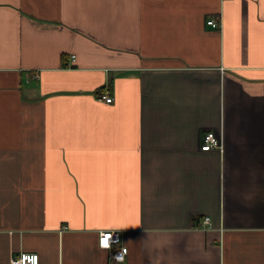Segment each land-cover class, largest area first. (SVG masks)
I'll return each instance as SVG.
<instances>
[{
  "label": "crops",
  "instance_id": "0c3cea01",
  "mask_svg": "<svg viewBox=\"0 0 264 264\" xmlns=\"http://www.w3.org/2000/svg\"><path fill=\"white\" fill-rule=\"evenodd\" d=\"M20 253L264 264V0H0V264Z\"/></svg>",
  "mask_w": 264,
  "mask_h": 264
},
{
  "label": "built area",
  "instance_id": "2783aa9c",
  "mask_svg": "<svg viewBox=\"0 0 264 264\" xmlns=\"http://www.w3.org/2000/svg\"><path fill=\"white\" fill-rule=\"evenodd\" d=\"M209 26L213 28H219L220 24L214 20L207 22ZM75 56H73V60ZM101 100L110 104L113 102L108 89H105L101 93ZM222 139L213 132H207L203 134L201 139V149L203 151H211L216 149H222ZM203 226L208 228L210 226V219L205 218ZM99 246L102 249L110 251V259L115 263H123L128 255L127 247L121 244V234L118 231H104L99 234ZM116 248V249H114ZM10 264H39V256L36 254L20 253L11 259Z\"/></svg>",
  "mask_w": 264,
  "mask_h": 264
}]
</instances>
